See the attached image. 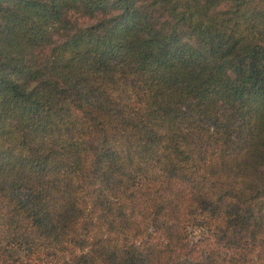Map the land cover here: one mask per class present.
I'll return each instance as SVG.
<instances>
[{
	"label": "trees",
	"instance_id": "16d2710c",
	"mask_svg": "<svg viewBox=\"0 0 264 264\" xmlns=\"http://www.w3.org/2000/svg\"><path fill=\"white\" fill-rule=\"evenodd\" d=\"M0 264H264V0H0Z\"/></svg>",
	"mask_w": 264,
	"mask_h": 264
},
{
	"label": "rangeland",
	"instance_id": "374dc122",
	"mask_svg": "<svg viewBox=\"0 0 264 264\" xmlns=\"http://www.w3.org/2000/svg\"><path fill=\"white\" fill-rule=\"evenodd\" d=\"M76 22L80 25H85L86 23H89L90 20H87L86 18H79Z\"/></svg>",
	"mask_w": 264,
	"mask_h": 264
}]
</instances>
